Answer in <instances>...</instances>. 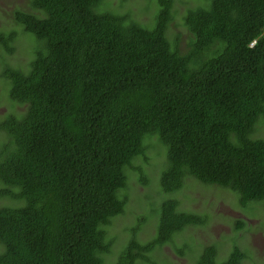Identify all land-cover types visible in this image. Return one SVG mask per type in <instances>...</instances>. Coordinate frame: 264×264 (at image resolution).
<instances>
[{"label": "trees", "instance_id": "trees-1", "mask_svg": "<svg viewBox=\"0 0 264 264\" xmlns=\"http://www.w3.org/2000/svg\"><path fill=\"white\" fill-rule=\"evenodd\" d=\"M149 1L144 23L101 9L104 0H27L10 17L39 43L27 70L5 59L18 32L0 30V78L22 107L0 121V200L16 202L0 206V264H157L177 234L207 224L179 209L187 177L264 207V0L186 7L184 51L179 33L167 35L173 0ZM148 150L163 155L155 232L138 240L137 217L109 262L108 228L125 210L129 171L149 184ZM203 248L190 264H241L246 254L234 247L217 261L216 245Z\"/></svg>", "mask_w": 264, "mask_h": 264}, {"label": "rangeland", "instance_id": "rangeland-1", "mask_svg": "<svg viewBox=\"0 0 264 264\" xmlns=\"http://www.w3.org/2000/svg\"><path fill=\"white\" fill-rule=\"evenodd\" d=\"M200 2L202 0H173L174 16L167 35L172 40L174 34H180L178 46L182 51L187 48L186 37H189V33L182 27L180 17L186 7ZM26 5L27 0H0V30L15 29L18 32L17 40L15 39L13 43L15 50L11 55H5V59L11 67H20L23 70H27L33 50L39 46V43L33 36L21 30L19 32V29L12 24L10 17L15 7L26 8ZM100 8H106L105 10L110 8L118 12L129 11L132 18L144 23H150L152 13L155 11V5L149 0H125L124 2L104 0ZM1 68L2 66L0 71ZM5 89V82L0 78V121L8 112L20 114L22 111V107L9 102ZM257 135L264 138L263 127ZM5 140V134L0 131V149ZM154 150L163 151V148L156 146ZM155 151H147L148 165L142 167L148 180L150 179L148 185H141L136 172L129 171V185L121 196L126 200L125 210L122 215L112 220L108 228V234L116 237L111 249L112 255L106 258L109 262L114 261L119 255L120 247L129 235L125 227L134 225L137 217H144L137 233L138 240H146L155 232L157 218L154 211H157V204L162 198L159 193L156 194L159 176H156V173L159 170L160 156H163L162 153L158 155ZM174 197L179 201L181 211L204 215L207 217V224L202 227H188L177 234L174 244H166L153 254L157 264H190V252L203 250V247L211 244L218 248L217 261L226 259L233 247H239L246 253L241 264H264V207L260 203L250 202L242 206L237 194L218 186L203 185L192 177H187L183 188ZM12 204L16 202L0 200V206ZM236 220L244 222L243 229L235 230L234 221ZM190 240L193 242L191 243ZM183 242L187 243L188 249L182 248V252L186 254L180 256L178 250L181 249Z\"/></svg>", "mask_w": 264, "mask_h": 264}, {"label": "clouds", "instance_id": "clouds-1", "mask_svg": "<svg viewBox=\"0 0 264 264\" xmlns=\"http://www.w3.org/2000/svg\"><path fill=\"white\" fill-rule=\"evenodd\" d=\"M233 248H234V247H233ZM238 248H239V247H238ZM239 249H240V248H239ZM244 253H245V252H244ZM245 257H246V254H245ZM245 257H244V258H245ZM244 258H243V259H244ZM243 259H242V260H243ZM241 263H242V261H241Z\"/></svg>", "mask_w": 264, "mask_h": 264}]
</instances>
